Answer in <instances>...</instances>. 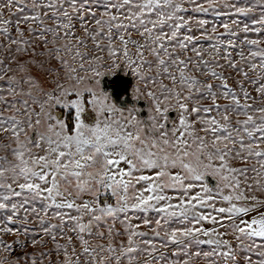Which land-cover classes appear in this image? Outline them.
Returning a JSON list of instances; mask_svg holds the SVG:
<instances>
[{"label":"snow or ice","instance_id":"obj_1","mask_svg":"<svg viewBox=\"0 0 264 264\" xmlns=\"http://www.w3.org/2000/svg\"><path fill=\"white\" fill-rule=\"evenodd\" d=\"M0 264H264V0H0Z\"/></svg>","mask_w":264,"mask_h":264},{"label":"water","instance_id":"obj_2","mask_svg":"<svg viewBox=\"0 0 264 264\" xmlns=\"http://www.w3.org/2000/svg\"><path fill=\"white\" fill-rule=\"evenodd\" d=\"M104 83H105V87L108 88L110 92H114L115 98L117 100H119L120 97L124 98L126 95L124 91L128 89V91L130 92V88L132 85L131 77L130 76L127 77L123 73H121L120 77H118L117 79L115 77H109L108 79L105 78Z\"/></svg>","mask_w":264,"mask_h":264},{"label":"rangeland","instance_id":"obj_3","mask_svg":"<svg viewBox=\"0 0 264 264\" xmlns=\"http://www.w3.org/2000/svg\"><path fill=\"white\" fill-rule=\"evenodd\" d=\"M132 87H133V84L131 85L130 92H131V90H132ZM172 115H174V113H173ZM10 239H11V238H10Z\"/></svg>","mask_w":264,"mask_h":264}]
</instances>
